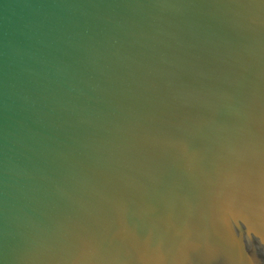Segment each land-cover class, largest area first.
<instances>
[{"label":"water","instance_id":"water-1","mask_svg":"<svg viewBox=\"0 0 264 264\" xmlns=\"http://www.w3.org/2000/svg\"><path fill=\"white\" fill-rule=\"evenodd\" d=\"M0 264H264V0H0Z\"/></svg>","mask_w":264,"mask_h":264}]
</instances>
